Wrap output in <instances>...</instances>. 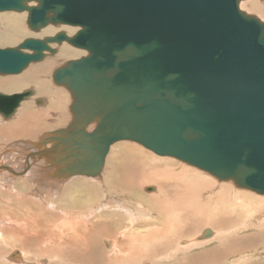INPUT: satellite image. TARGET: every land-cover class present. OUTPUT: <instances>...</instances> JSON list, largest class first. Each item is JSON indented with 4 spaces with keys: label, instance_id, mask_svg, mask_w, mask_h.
<instances>
[{
    "label": "water",
    "instance_id": "obj_1",
    "mask_svg": "<svg viewBox=\"0 0 264 264\" xmlns=\"http://www.w3.org/2000/svg\"><path fill=\"white\" fill-rule=\"evenodd\" d=\"M240 1L0 0V12L27 11L33 31L79 27L0 48V74L53 53L49 43L87 51L53 72L72 119L40 143L58 146L60 174H98L109 146L127 139L264 195V21ZM30 95L0 93V112Z\"/></svg>",
    "mask_w": 264,
    "mask_h": 264
},
{
    "label": "bare ground",
    "instance_id": "obj_2",
    "mask_svg": "<svg viewBox=\"0 0 264 264\" xmlns=\"http://www.w3.org/2000/svg\"><path fill=\"white\" fill-rule=\"evenodd\" d=\"M258 2L242 0L241 3L244 7L250 6L252 9L250 10L258 14L261 9ZM35 4V2L28 3V5ZM27 15V11H21L5 15L3 21L0 18L1 23L4 22L0 39L14 41L21 34L26 38H38L35 34L41 32L46 36L38 39H43L64 30L69 37L79 29L63 24H48L33 31L24 24ZM17 44L16 42L13 46L3 48L16 47ZM48 45L52 48L51 43ZM53 49L55 50L53 53L45 52L40 61L30 62L18 73L0 74L1 94L10 95L27 89L32 90V95L21 100L13 112L10 114L0 112V246L13 249L8 254H4L11 258V263L28 262L26 256L31 251L28 244L41 248L45 253L46 251L60 253L66 245L93 264H104L105 261L108 264L110 262L116 264L114 262L132 261L136 258L138 260L132 264H166L162 260L169 258L172 260L182 248L187 250L214 240H217L219 245L226 243L227 247H218V245L202 253L200 251L201 257L212 259L211 256H214L216 259H224L226 257L221 253L226 252L230 258L235 259L236 264H241L243 253L238 250L255 244L257 245L253 248L257 250L260 243H262L260 247L264 248V219L262 221L256 219V227L259 231L246 235L231 234L230 237L224 232L222 234L220 228L213 229L205 225L198 234L191 237L186 235V239L181 237L177 242L181 244L175 246L172 254L169 245L173 246L175 243L170 240L172 238L169 239L168 232L171 228L173 230L177 227L180 216L169 213L173 208L185 204L187 198L192 201L193 195L189 196L191 192L202 198L201 191L196 189L197 178L193 172L182 168V165L187 163L178 160L180 164L173 157L157 155L135 141L123 139L113 142L105 155L102 168L94 176L60 174L57 171V164H53V157L59 154L58 146L53 151L55 142L50 140L40 143L49 133L65 128L72 118L69 110L70 93L66 87L57 85L53 81V72L68 60L87 55V51L72 46L66 41L54 44ZM31 83L47 98L32 97L36 95L34 88L23 89V86ZM58 124L64 125L49 128ZM94 126L95 123L89 124L86 130L91 131ZM35 129L37 132L39 129L45 130L37 134ZM7 138H11V141ZM145 162L149 166V172L143 169ZM208 185H213L214 190L219 189L214 192L216 193V199L213 198L214 205L208 207L209 205L204 204L203 200H198L201 206L208 207L206 209L208 218L225 213L232 206H238V203L246 205L243 203L244 196L239 195L243 188L237 187L233 180L220 179ZM234 186L236 195L234 192L232 198L228 199V191ZM148 187L150 190H146ZM198 187H204L202 182L198 183ZM91 189L94 193L89 194ZM144 189L148 193H145ZM50 192L57 193V199L54 200L56 202L49 201L52 198ZM141 192L144 193L143 196ZM128 200L134 201L130 207L124 204ZM145 211L148 213L146 217L143 216ZM162 214L171 218L172 222H170L173 226L165 223L163 217L160 218V222L152 218ZM250 214L251 212L248 217L251 219ZM147 217L151 218L147 220ZM204 229L209 230V235L200 238ZM167 246L169 248L166 250ZM26 248L28 251L25 250ZM220 248L225 250L222 252ZM152 253L159 257L160 262L152 259ZM144 254L145 258L142 257ZM197 254L192 253L183 259L173 258L172 263L169 261V264H181V262L199 264L202 259L199 258V254L197 257Z\"/></svg>",
    "mask_w": 264,
    "mask_h": 264
},
{
    "label": "rangeland",
    "instance_id": "obj_3",
    "mask_svg": "<svg viewBox=\"0 0 264 264\" xmlns=\"http://www.w3.org/2000/svg\"><path fill=\"white\" fill-rule=\"evenodd\" d=\"M259 1V2H258ZM242 1H240L239 3V6H240V9L245 11L247 14H251L253 16H255L256 18L260 19L261 21H264V0H256V2H258V6L261 8L260 11L258 12V14L252 12L251 10V7L250 6H245L242 5L241 3ZM250 7V8H249ZM251 9V10H250ZM16 12V11H15ZM14 11H2L0 12V18L4 19L5 15H10V14H13L15 13ZM261 13V14H260ZM0 19V20H1ZM2 19V21H3ZM26 19H25V26L27 27V23H26ZM20 25H23L20 23ZM4 27V22L1 23L0 21V31H2ZM22 28V26H21ZM26 29V28H25ZM61 30V29H59ZM57 30V31H59ZM64 30V29H62ZM55 31V32H57ZM65 31V30H64ZM31 34V33H29ZM42 36H46V34H43L42 32L41 33H36L35 34V37H42ZM25 36L23 34H21V36H19V38H17L16 40L12 41V40H5V39H0V48H3L5 46H13L16 44V42L19 44L20 42H22L24 39H26V37L24 38ZM28 38V37H27ZM17 44V45H18ZM54 44H57V43H51V46L53 48V45ZM16 45V46H17ZM33 86V87H32ZM34 88L35 89V92H36V95L32 96V97H41V98H47L46 95H44L43 93H39L38 90H37V87L34 86L33 83L31 84H27V86H23V89H27V88ZM38 105V104H36ZM43 119V118H42ZM72 119V118H71ZM64 124H58V125H52L50 126L49 128H57V127H60ZM49 128H46V129H49ZM45 129H39L38 132L37 130L35 129V131L37 132V134H40L42 131H44ZM9 141H11V138H7ZM4 140V139H3ZM175 161L177 163H180L178 160L175 159ZM181 164V163H180ZM182 168H184L186 171H189V172H193L195 175H196V178H197V187L196 189L200 190L201 191V195L200 197L202 198H198L197 197V194L194 195L193 192H191L189 194V196H192V201L189 200V198H187V202L184 201L185 204H181L180 206H178L177 208H173L172 212H170L169 214L171 215H175V214H178L180 217H179V222L177 223V227H174L173 230L172 228L169 230L170 232H168V237L170 240H172V243H175L172 245H169L170 248L167 246L166 250L169 248V250H172V254L174 253L173 251H175V246L177 244H181V243H177L179 239H181V237H186V235H188L189 237H191L192 235L194 234H198L199 233V230L207 225L208 227H213L214 228H220L219 230L221 231V233L223 234V232L225 233V235L227 236H232L233 235H243V234H253L257 231H259V229H257L258 227H256V223L253 224V222H256V219L257 220H263L264 219V195L262 194H258L254 191H251L249 189H246V188H243V191L239 192V195L241 197L244 196L243 198V203H245L246 205H242L241 203H238L239 205L238 206H232L230 208V210L226 207V209H228L227 212L225 213H220L212 218H208L207 214H206V209L208 207H210L211 205H214L215 204V201L213 198L216 197V193L214 194V192L216 190L219 191V189L217 188L216 190H214V187L213 185L209 186L208 184H210L211 182L215 181V180H220L212 175H209L207 173H205L204 171L200 170V169H197V168H192L190 167L189 165L187 164H184L182 165ZM146 172H149L150 169H149V166L148 164L145 162V166L143 168ZM199 182H202L203 186L204 187H198V183ZM149 182H147L148 184ZM53 189V188H52ZM52 189L50 191H52ZM236 187L234 186L233 189H230L228 191V194H227V198L228 199H231L232 195L234 194L235 192V195H236V191H235ZM142 190V189H141ZM199 191V192H200ZM94 193V190L91 189V191L89 192V194H92ZM144 192H145V189H144ZM52 193V198L49 200V201H53V202H56L54 200H56V196H57V193L56 192H50ZM56 193V195H55ZM145 193H148V191H146ZM141 195L143 196L144 193L141 192ZM214 195V196H212ZM211 196H212V199H211ZM55 198V199H54ZM116 198V196H115ZM199 199L203 200L204 204H206L208 207H203L201 206V203L198 201ZM216 199V198H215ZM197 200V202H196ZM207 200V201H206ZM213 200V201H211ZM238 200V199H237ZM134 202L132 200H128V201H125L124 204L125 206L127 207H130L131 206V203ZM196 202V203H195ZM144 205L146 204V202L143 203ZM244 206V207H243ZM221 207V206H220ZM142 208H140L141 210ZM180 210V211H179ZM141 212H143V209L141 210ZM159 212V211H158ZM183 212V213H182ZM249 212H251V219L249 216ZM58 212H56L57 214ZM147 212L145 211L143 216H148L146 214ZM152 215H154V212H152ZM170 215V216H171ZM189 217H187V216ZM191 215V216H190ZM255 216V217H254ZM165 219V223H168V225H171V218L167 215H163L162 216H152V218H156L158 219V221L160 222V218ZM148 218V219H147ZM145 219L149 220L150 218L147 217ZM169 219V220H168ZM208 219V220H207ZM209 219H210V222H209ZM248 219V220H247ZM167 220V221H166ZM157 221V222H158ZM171 221V222H170ZM249 221L251 224H249ZM180 225V226H179ZM246 227V228H245ZM170 228V227H169ZM108 229V228H107ZM217 230V229H216ZM228 231V232H227ZM231 231V232H230ZM254 231V232H253ZM181 232V233H180ZM234 232V233H233ZM178 233V234H177ZM230 233V234H228ZM236 233V234H235ZM239 233V234H238ZM167 235V234H166ZM174 235V236H173ZM264 236V235H263ZM180 237V238H178ZM8 239H11L7 236ZM185 238V239H186ZM208 239V238H207ZM259 239V237H258ZM94 240V239H92ZM260 240V239H259ZM175 241V242H174ZM227 241H228V237H227ZM218 241L217 240H214L212 242H209L207 244H203L201 243L198 247L197 246H193L191 248H187L184 249L182 248L181 250H179L180 252H178L177 256L174 255L175 257H173L174 259L176 258H180V259H183L185 257H187L188 255L190 254H199L200 256V251L201 253L208 249V248H212L213 246H218L219 244L217 243ZM225 243V242H224ZM217 244V245H216ZM226 244V243H225ZM225 244H222L219 245L218 247H227L225 246ZM31 251L28 252V255L30 256H26L28 258V262L27 263H22V262H19L17 264H93L91 262H89L90 260L86 261L83 257V255H81L79 252H73V250H70L69 248H67V246L65 245V247H63V250H60V253H54V252H50V251H46L47 253L45 252H42L41 248H36L34 247L32 244H28L27 245ZM203 246V247H202ZM5 247V248H4ZM109 247V246H107ZM206 247V248H205ZM202 248V249H201ZM225 248H220L222 250V252L225 250ZM3 249V250H2ZM34 249V250H33ZM184 249V250H183ZM193 251H192V250ZM0 252H1V255H0V264H13L11 263V258L7 255L5 256L4 254H8L10 251H12L13 249L9 248L8 246H0ZM26 251H28V249L26 248L25 249ZM67 250V251H66ZM220 250V251H221ZM251 249L249 252H242L243 253V260H242V263L241 264H264V248L263 247H259L257 250H253ZM3 251V252H2ZM190 252V253H189ZM74 253V254H73ZM160 253V252H159ZM50 254V255H49ZM153 254V253H152ZM155 254V253H154ZM151 255L152 256V259H154L155 261L157 262H160L159 261V257L156 256V255ZM183 254V255H182ZM197 254V257H199ZM223 255V257H226L222 260H219L216 259L214 256H211L212 259L210 258H204V257H199L201 258L203 264H236L235 263V259H233L232 257L230 258V256L225 252L221 253ZM57 257H56V256ZM70 255V256H69ZM102 254H100L101 256ZM163 255V254H162ZM181 255V257H180ZM54 256V257H53ZM69 256V257H68ZM144 256L145 258V254L142 255V257ZM229 256V257H228ZM56 257V258H55ZM156 257V258H155ZM238 257V256H237ZM58 258V259H57ZM70 258V259H69ZM172 258V260H173ZM215 258V259H214ZM42 259H45L47 260L46 262L44 261H41ZM60 259V260H59ZM63 259V260H61ZM157 259V260H156ZM52 260V261H51ZM53 260L55 262H53ZM86 262H85V261ZM138 260V258L136 259H133L132 261H120L119 263L118 262H114L116 264H132L134 262H136ZM172 260L169 258V259H163L162 262L163 263H166V264H169V261L170 263H172ZM154 261V262H155ZM4 262V263H3ZM51 262V263H50ZM64 262V263H63ZM113 262H110L109 264H112ZM156 263V262H155ZM183 262H181L182 264ZM104 264H108L106 261L104 262Z\"/></svg>",
    "mask_w": 264,
    "mask_h": 264
},
{
    "label": "crops",
    "instance_id": "obj_4",
    "mask_svg": "<svg viewBox=\"0 0 264 264\" xmlns=\"http://www.w3.org/2000/svg\"><path fill=\"white\" fill-rule=\"evenodd\" d=\"M255 223H256V222H253V224H255ZM255 245H257V244H255ZM255 245H251V246H249V247H243V248H241V249L238 250V251H241V252H244V251H245V252H249L251 249L254 250L253 247H254ZM260 246H262V243H260L259 247H260ZM253 250H252V251H253ZM238 251H237V252H238ZM219 260H222V258L218 259V261H219ZM199 264H203V262H200Z\"/></svg>",
    "mask_w": 264,
    "mask_h": 264
}]
</instances>
